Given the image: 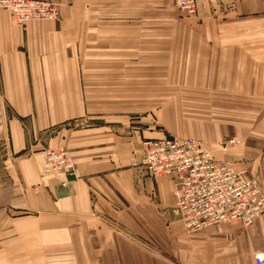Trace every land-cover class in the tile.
Returning <instances> with one entry per match:
<instances>
[{
	"label": "crops",
	"instance_id": "0c3cea01",
	"mask_svg": "<svg viewBox=\"0 0 264 264\" xmlns=\"http://www.w3.org/2000/svg\"><path fill=\"white\" fill-rule=\"evenodd\" d=\"M46 1L59 19L20 27L0 10V264H256L264 214L249 229L188 232L172 214L174 181L138 165L143 140L166 135L151 115L140 127L129 115L141 112L142 60L168 59L157 45L180 30L193 45L182 91L213 94L189 107L230 114L176 136L203 141L264 192V0H197L196 18L176 23L158 20L173 0ZM60 145L75 177L41 172V150Z\"/></svg>",
	"mask_w": 264,
	"mask_h": 264
},
{
	"label": "built area",
	"instance_id": "2783aa9c",
	"mask_svg": "<svg viewBox=\"0 0 264 264\" xmlns=\"http://www.w3.org/2000/svg\"><path fill=\"white\" fill-rule=\"evenodd\" d=\"M0 10L8 11L15 23L24 27L30 21L59 19L62 6L46 0H0ZM179 10L196 16L197 0H179ZM236 143L229 140L221 150L226 152L227 145ZM142 145L145 154L138 165L154 179L174 181L172 214L188 232L228 223L249 229L264 214V192L258 180L217 160L203 141L166 137L145 140ZM40 158L43 175L76 176L75 163L64 148H45ZM255 262L264 264V251L256 254Z\"/></svg>",
	"mask_w": 264,
	"mask_h": 264
},
{
	"label": "rangeland",
	"instance_id": "374dc122",
	"mask_svg": "<svg viewBox=\"0 0 264 264\" xmlns=\"http://www.w3.org/2000/svg\"><path fill=\"white\" fill-rule=\"evenodd\" d=\"M143 4H149V2H144ZM196 16L189 17L182 13V11L179 10V0H173L171 12L168 10H161V8L158 9L159 22L167 21V23H176V21L190 18L192 19L196 18ZM175 30L177 29L174 28V35L179 37L174 38L172 45H167L165 43H159L157 45L159 53H164L166 49H168V53L173 52L171 56L169 54L168 59L158 60L155 64V68H153V66L145 67L148 65V61L145 59L142 60L143 69L141 79L143 91L141 93L142 107L139 109L141 112H136L135 114H131L129 116H132L130 121H133V124L140 127L146 126V124L141 121V119L151 115L156 121V124H152V127H155L156 131L161 133V136L166 135L165 137L190 138L188 135H183L186 137H178V135L176 136V132H182L186 130L188 126L190 130L195 129L200 126L198 123L204 124L205 122L215 123L223 121L224 115H229L230 110H219L205 107H189L190 105H203V101L207 97L212 98L213 94L193 92L199 96V98H201L200 102H194L189 98L188 92L182 91L184 80L183 77L178 76L177 73L182 72L183 64L185 65L186 62L189 61L193 45H190L189 47L187 44L183 43L180 30ZM158 32L159 34L166 35V32H171V29H168L165 32H161V29H159ZM150 49L154 50V46H141V51L143 53L147 50L149 51ZM158 56L164 55L159 54ZM125 63L126 66L129 64L128 61ZM190 63L193 65L197 64L196 61ZM145 69L149 71H146ZM149 72L151 76H149ZM194 79L196 80L197 78ZM144 86H148L149 89H145ZM171 88L173 90H171ZM192 102H194V104H192ZM220 111L223 112L221 113V116ZM244 111L247 112L248 110ZM191 123H195V126L192 127ZM225 141L228 142L229 140H224L222 143L223 145ZM57 147L64 148L68 152V149L63 145Z\"/></svg>",
	"mask_w": 264,
	"mask_h": 264
}]
</instances>
